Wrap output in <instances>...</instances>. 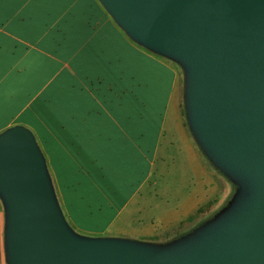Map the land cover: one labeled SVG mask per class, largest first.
Segmentation results:
<instances>
[{"label": "crops", "instance_id": "0c3cea01", "mask_svg": "<svg viewBox=\"0 0 264 264\" xmlns=\"http://www.w3.org/2000/svg\"><path fill=\"white\" fill-rule=\"evenodd\" d=\"M177 82L172 65L135 43L100 0H0V135L31 132L78 234L157 241L159 227L189 220L187 202L144 215L158 161L173 144L182 168L197 176L198 203L205 185L214 186L203 153L173 124ZM3 217L0 205V231Z\"/></svg>", "mask_w": 264, "mask_h": 264}, {"label": "water", "instance_id": "95a60500", "mask_svg": "<svg viewBox=\"0 0 264 264\" xmlns=\"http://www.w3.org/2000/svg\"><path fill=\"white\" fill-rule=\"evenodd\" d=\"M127 34L191 68L190 112L211 155L248 178L249 207L186 249L77 240L63 222L35 138L0 135L11 264H264V0H100Z\"/></svg>", "mask_w": 264, "mask_h": 264}, {"label": "rangeland", "instance_id": "374dc122", "mask_svg": "<svg viewBox=\"0 0 264 264\" xmlns=\"http://www.w3.org/2000/svg\"><path fill=\"white\" fill-rule=\"evenodd\" d=\"M80 1V0H78ZM110 14V13H109ZM114 19L120 29H122L126 34L127 32L122 28V26ZM73 22L74 19L70 18ZM78 16L76 15V20ZM77 26H80L79 24ZM128 35V34H127ZM129 36V35H128ZM130 37V36H129ZM131 38V37H130ZM138 45L144 47L150 52L154 53L158 57L165 59L172 65V67L178 73V82L176 85L175 95H174V107L175 113L172 117L173 124H183L189 137L194 141V144L203 153V160L210 169V171L215 172V184L213 187L205 185L204 190V201L198 203L197 201L202 197L194 195L196 190L195 184L198 182L197 176L188 168L183 169L180 162L179 148L176 146L167 147L166 151H170L171 157L164 156L160 161H158L157 169L158 173H155L152 179L151 185L156 182V188L151 200L152 210L144 213L147 220L151 219L154 215L161 214L163 209L173 210L176 212V208L180 203L191 205L194 209L191 211L192 214L189 220H186L183 216L180 217L179 222H175L169 227L164 229L160 228V220L156 217L152 221L159 227L158 240L157 241H139L138 239L130 238V243L141 245L156 251H179L193 246L200 239H207L212 233L223 226L227 221L238 211L243 213L249 205L252 203L254 197L252 186L248 178L237 174L236 172L228 169L220 160L214 158L208 151L207 147L203 144L200 137L198 136L190 112V91H191V68L189 64L172 56L167 53L152 50L146 47L143 43L135 41ZM167 86H165L162 91V96L159 103L157 104V113L160 114L164 111L163 100H165L167 95ZM37 144V143H36ZM37 148L40 150L39 145ZM42 155V153H41ZM43 156V155H42ZM45 162L48 179L51 187V192L56 202L59 210L62 214V209L60 207V202L57 196V192L54 187L53 178L45 158ZM215 189L214 194L208 196L207 193L212 189ZM194 201V202H192ZM0 205L3 212V228L0 231V264H11L10 255V245H9V233H10V215L9 207L4 195L0 192ZM171 212V213H172ZM143 215V216H144ZM193 215H195L193 217ZM63 222L71 232V234L77 240H99V238L84 236L78 234L68 223L67 219L62 214ZM3 251V257H2ZM6 259V261H5Z\"/></svg>", "mask_w": 264, "mask_h": 264}]
</instances>
